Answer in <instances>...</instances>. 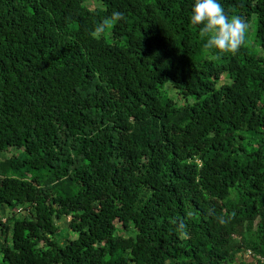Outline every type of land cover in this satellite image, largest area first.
Listing matches in <instances>:
<instances>
[{"label":"trees","instance_id":"16d2710c","mask_svg":"<svg viewBox=\"0 0 264 264\" xmlns=\"http://www.w3.org/2000/svg\"><path fill=\"white\" fill-rule=\"evenodd\" d=\"M193 3L0 0V264H264V0Z\"/></svg>","mask_w":264,"mask_h":264},{"label":"clouds","instance_id":"9594fccd","mask_svg":"<svg viewBox=\"0 0 264 264\" xmlns=\"http://www.w3.org/2000/svg\"><path fill=\"white\" fill-rule=\"evenodd\" d=\"M121 11H114L111 19L123 17ZM190 22L199 26L203 47L209 52L227 54L238 51L246 43L250 23L241 16H230L221 0H194ZM106 23L98 25L95 32L103 31Z\"/></svg>","mask_w":264,"mask_h":264},{"label":"rangeland","instance_id":"374dc122","mask_svg":"<svg viewBox=\"0 0 264 264\" xmlns=\"http://www.w3.org/2000/svg\"><path fill=\"white\" fill-rule=\"evenodd\" d=\"M92 2V1H90ZM88 5L92 6V7H95L97 4H93V3H88ZM114 22L112 20L108 21V25L110 28H108L109 30L106 31V33L110 31V29L112 28ZM252 31H253V27L252 25H250V31H249V34L248 36L250 37L252 35ZM101 33V32H100ZM100 33L98 32V35H100ZM168 91H169V96L170 98L174 99V101L176 102L177 106H181L182 105V102L178 99V94H177V91L175 89L172 88V86L168 85L167 87ZM0 211L2 212V216H9V211H7L5 208H1ZM7 211V212H6ZM23 212V211H22ZM21 212V213H22ZM12 214V213H11ZM5 219V218H4ZM5 221V220H4ZM56 223L62 228L63 232L61 234L62 238L64 239L62 241V243H66L68 242L69 238V223H70V219L69 218H63L61 220H57Z\"/></svg>","mask_w":264,"mask_h":264}]
</instances>
